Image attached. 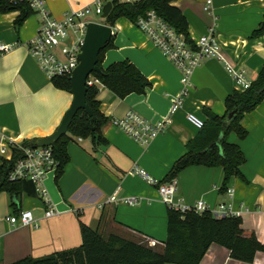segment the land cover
I'll return each instance as SVG.
<instances>
[{
	"label": "crops",
	"instance_id": "0c3cea01",
	"mask_svg": "<svg viewBox=\"0 0 264 264\" xmlns=\"http://www.w3.org/2000/svg\"><path fill=\"white\" fill-rule=\"evenodd\" d=\"M92 1L44 0V4L59 19L65 12ZM204 4L205 0H175L171 6L184 16L190 40L212 30L225 61L235 71L243 72L246 80H255L264 65V36L249 37L264 21V0H212L210 11H204ZM17 17L18 12L0 13V44L13 46L0 57V164L13 156L8 150L10 144L21 145L52 135L72 102L71 94L55 88L29 54L28 42L39 28V16L32 14L18 28ZM122 19L125 24H118ZM110 27L114 48L105 52L103 68L127 60L151 86L142 95L121 99L98 85L96 100L107 119L100 134L106 143L96 145L91 138L75 137L68 143L69 162L62 175L57 181L54 175H48L42 186L57 216L44 218L48 202L35 187L34 195L23 192L14 207L11 196L0 192V264L75 249L81 244L80 224L103 238L117 235L151 249L162 248L168 207L160 201L156 188L129 172L137 167L163 182L201 130L188 122V114L203 123L207 121L206 110L222 116L226 97L241 92L224 63L211 59L193 71L188 96L182 107L170 114L172 101L181 89L178 69L127 19L120 18ZM116 30L134 40L114 42ZM129 112L150 123L166 121L164 131L147 146H140L112 125ZM241 126L247 131L244 139L234 133L227 138L239 146L245 158L241 177L231 178L226 187L232 190V196L222 191V168L191 166L174 178L173 200L187 206L202 201L211 210L220 204L229 205L239 212L244 235H254L264 246V100L244 115ZM114 192H118V199L139 200L133 206L107 204ZM20 211H31L37 227L10 225L7 218ZM200 264H264V252L256 253L251 263H243L231 259L223 247L211 245Z\"/></svg>",
	"mask_w": 264,
	"mask_h": 264
},
{
	"label": "trees",
	"instance_id": "16d2710c",
	"mask_svg": "<svg viewBox=\"0 0 264 264\" xmlns=\"http://www.w3.org/2000/svg\"><path fill=\"white\" fill-rule=\"evenodd\" d=\"M173 1L175 0H142L135 4L113 1L104 24L113 26L120 18L132 23L148 11H154L177 33L190 41L187 22L181 11L171 6ZM11 12H18L15 20L17 28L34 14L26 0H0V13ZM262 36H264V21L249 38L257 39ZM113 48V38H111L98 55L99 72L93 73L92 76L118 98L122 99L131 94H144L151 86L150 82L129 61L115 62L103 68L104 54ZM51 82L59 90L66 92L70 90L69 76L54 77ZM97 92L98 86H92L87 87L85 94V102L92 112L93 121H90V117L83 110L77 111L67 133L51 146L58 164L54 181L59 179L69 162L66 148L74 137L91 138L96 145L106 143L100 134V129L107 119L99 110ZM263 100L264 65L255 80L251 81L248 89L243 92L234 91L226 97L224 115L217 116L208 110L205 111L207 121L187 144L186 153L174 163L163 182L174 179L182 170L191 166L220 167L224 175L222 191H225L231 178L241 177L240 168L245 163L239 146L229 143L227 138L231 133L240 140L247 136L241 121L245 114L253 111ZM231 113L233 115L228 119ZM35 141H23L21 145L33 147ZM210 146L212 147L209 149ZM19 157L20 152L15 150L11 160H2L0 164V192H6L11 196L12 207L23 192L30 195L35 193L34 186L28 181L8 180L13 164ZM80 234L81 244L75 249L40 259L24 258L11 264H200L211 245L226 249L231 259L251 263L256 253L264 252V246L254 235H244L241 219L238 217L227 216L216 219L208 212L198 214L191 211L182 214L170 208L167 211V236L161 243L162 248L151 249L117 235L103 238L96 230L84 224H80Z\"/></svg>",
	"mask_w": 264,
	"mask_h": 264
},
{
	"label": "built area",
	"instance_id": "2783aa9c",
	"mask_svg": "<svg viewBox=\"0 0 264 264\" xmlns=\"http://www.w3.org/2000/svg\"><path fill=\"white\" fill-rule=\"evenodd\" d=\"M26 1L29 2L30 8L40 18L39 28L35 36L28 42V51L30 56L36 60L40 69L51 80L54 77H70L79 64L78 57L83 45L86 25L90 22L105 25L106 18H102V14L103 8L108 2L111 3L112 7L113 1L123 4H135L142 0H93L88 6L65 12L59 19L54 18L46 9L44 0ZM211 5L212 0H205L204 11H210ZM94 16L99 17V22L91 19ZM132 24L180 72L181 89L172 101L170 114L181 108L185 98L188 96L191 87L190 77L193 71L211 59L224 63L241 92L249 88L251 81L245 79L244 73L235 71L225 61L221 45L212 30H209L207 34L195 41H189L182 34L177 33L154 11H148L144 16L132 22ZM12 48L13 46L11 45L0 44V57L11 51ZM98 85H100V82L92 74L89 75L86 80V87ZM187 120L199 130L204 125L200 119L192 114H188ZM166 123V121L150 123L133 112L127 113L121 119L112 121L113 126L140 146H147L153 141L164 131ZM9 146L8 150H12V154L15 150L20 152V157L15 160L8 175V180L11 182L28 181L32 183L36 191L44 197L45 202H48L42 186L48 175H55L58 166L51 147H24L13 143ZM4 151L3 148L1 153ZM129 174L139 176L146 184L156 188L160 201L168 208L182 214L191 211L198 214L208 212L216 219L227 216L239 218V212L225 204H220L216 210H211L202 201H197L192 206L174 202L173 197L176 193V182L174 179L160 182L137 167H134ZM117 193L114 192L106 200V203L116 204L117 202H122L133 206L139 200L136 197L118 199ZM226 194L232 196V190H226ZM57 214L55 208L48 202L44 218L49 219L57 216ZM7 221L13 226L37 227L31 211H20L16 215L9 216Z\"/></svg>",
	"mask_w": 264,
	"mask_h": 264
},
{
	"label": "water",
	"instance_id": "95a60500",
	"mask_svg": "<svg viewBox=\"0 0 264 264\" xmlns=\"http://www.w3.org/2000/svg\"><path fill=\"white\" fill-rule=\"evenodd\" d=\"M111 10V3H107L103 8L102 18H106ZM112 38L110 26L90 22L86 25L83 45L79 54V64L69 77L72 102L69 109L65 112L59 126L52 135L35 141V147H51L59 138L67 133L68 127L79 110H83L90 121H93L92 112L85 102L87 91L86 80L89 75L98 73V55L105 48ZM233 113L228 115L231 118ZM212 146L209 147V149Z\"/></svg>",
	"mask_w": 264,
	"mask_h": 264
},
{
	"label": "rangeland",
	"instance_id": "374dc122",
	"mask_svg": "<svg viewBox=\"0 0 264 264\" xmlns=\"http://www.w3.org/2000/svg\"><path fill=\"white\" fill-rule=\"evenodd\" d=\"M91 19L93 21H95V22H99V17L98 16L91 17ZM125 22L126 21L124 19H122V20H119L118 21V24H125ZM136 30H138V29H136ZM138 32H140V31L138 30ZM115 33H117V36H116V38H114V42H116V41L117 42H130V41H133L134 40V39H132V37L131 38H128V36L126 35L125 32L124 33L123 32H117V30H116Z\"/></svg>",
	"mask_w": 264,
	"mask_h": 264
}]
</instances>
